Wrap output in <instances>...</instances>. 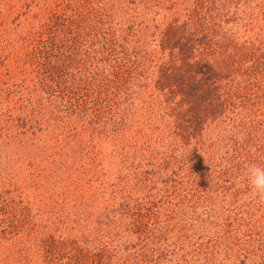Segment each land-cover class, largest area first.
<instances>
[{"label":"trees","instance_id":"trees-1","mask_svg":"<svg viewBox=\"0 0 264 264\" xmlns=\"http://www.w3.org/2000/svg\"><path fill=\"white\" fill-rule=\"evenodd\" d=\"M46 1L0 48V264H264V0Z\"/></svg>","mask_w":264,"mask_h":264},{"label":"rangeland","instance_id":"rangeland-1","mask_svg":"<svg viewBox=\"0 0 264 264\" xmlns=\"http://www.w3.org/2000/svg\"><path fill=\"white\" fill-rule=\"evenodd\" d=\"M52 2L54 0H51L50 4ZM44 4H48L46 0H0V22L5 18L7 20L5 25L0 23V29L4 26L7 28L4 32H0L1 40L4 42V44H0V48L7 50L8 46L5 44H9L13 39L20 38L19 35L24 34L30 27H36L40 21L38 18L39 6L41 7ZM14 7H17V9L10 14V10ZM21 47V50H23L29 46L24 48L22 43ZM174 118L179 121L177 116ZM108 153L109 150L106 151V154Z\"/></svg>","mask_w":264,"mask_h":264},{"label":"clouds","instance_id":"clouds-1","mask_svg":"<svg viewBox=\"0 0 264 264\" xmlns=\"http://www.w3.org/2000/svg\"><path fill=\"white\" fill-rule=\"evenodd\" d=\"M245 175L252 194L264 199V165L250 164Z\"/></svg>","mask_w":264,"mask_h":264}]
</instances>
